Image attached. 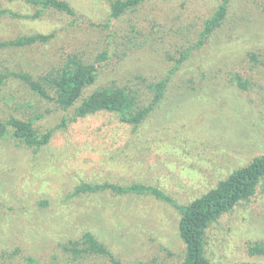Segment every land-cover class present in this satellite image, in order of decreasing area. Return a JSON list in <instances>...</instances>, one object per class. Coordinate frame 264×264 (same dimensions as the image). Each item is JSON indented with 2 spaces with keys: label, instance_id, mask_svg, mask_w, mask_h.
Returning a JSON list of instances; mask_svg holds the SVG:
<instances>
[{
  "label": "rangeland",
  "instance_id": "obj_1",
  "mask_svg": "<svg viewBox=\"0 0 264 264\" xmlns=\"http://www.w3.org/2000/svg\"><path fill=\"white\" fill-rule=\"evenodd\" d=\"M66 1L76 15L49 11L32 19L24 17L37 9L26 2L0 0V10L13 15L0 19V42L54 34L45 45L0 49V76L7 77L0 83V119L31 118L41 133L53 131L39 150L0 140V249L19 250L1 264H28V256L38 264H110L106 257L75 261L59 251L85 233L122 264H183L186 245L173 202L189 205L264 155V0H231L221 31L170 74L161 103L139 128L101 113L58 130L72 112L8 74H52L78 54L99 67L90 92L136 83L137 76L161 80L198 41L222 0L152 1L118 19L107 1ZM103 54L107 59L98 61ZM105 182L118 189L75 194L81 184ZM135 183L173 202L122 191ZM206 242L211 264H264V253L250 252L264 245V192L258 188L250 201L222 215Z\"/></svg>",
  "mask_w": 264,
  "mask_h": 264
},
{
  "label": "trees",
  "instance_id": "obj_2",
  "mask_svg": "<svg viewBox=\"0 0 264 264\" xmlns=\"http://www.w3.org/2000/svg\"><path fill=\"white\" fill-rule=\"evenodd\" d=\"M37 11L32 16L24 18L38 19L49 11H54L69 16L76 15L74 8L66 0H22ZM110 8V16L113 19L134 14L152 1L168 0H104ZM231 0H222L213 14L206 19L199 34L198 41L186 49L182 59L177 62L169 74L158 81H149L141 76L136 77V83L132 84H107L97 85L99 67L78 54L68 55L57 71L38 78L24 71L8 74V77L19 79L29 88L46 101H53L62 112H72L70 116H64L58 130L66 128L68 123L72 124L79 119H85L101 113H110L117 117L122 124L137 129L158 107L167 89L170 74L190 58L192 51L201 48L212 36L220 32L229 15ZM12 16L9 10H0V19L4 16ZM22 17V16H20ZM137 27H132L133 29ZM141 31V30H140ZM144 33V31L142 32ZM141 33V34H142ZM54 38V34H31L16 37L14 39L0 42L1 50L26 49L36 45L48 44ZM253 61H258L255 54H250ZM107 56L103 54L98 61H104ZM7 78L0 76V83ZM236 83L245 86V80L237 76ZM141 81V82H139ZM139 82V83H138ZM145 83L143 90L140 86ZM144 91V92H143ZM35 119L23 120L16 117L0 119V140L12 138L18 144L24 145L28 150H39L49 144L53 131L41 133L36 127ZM103 184V185H102ZM258 188L264 192V155L255 158L247 167L232 173L227 179L220 182L218 186L195 199L185 206L175 205L171 198L165 196L160 190L139 184L129 185L123 189L126 193L151 194L157 199L165 202H173L174 207L180 211L179 232L184 241L185 258L183 264H211L206 256V238L208 229L216 223L222 215L232 211L243 202H248L256 194ZM118 189L113 183L105 182L101 185L81 184L75 191L76 195L82 193H95L101 190ZM82 191V192H80ZM264 245L257 243L250 249L251 253H264ZM63 255H69L77 261L85 258L106 257L110 264H122L116 259L108 248L95 239L91 233L83 234L79 239L64 242L58 246ZM19 250L12 252L0 249V264L12 261L18 256ZM28 264H38L32 256H28Z\"/></svg>",
  "mask_w": 264,
  "mask_h": 264
}]
</instances>
